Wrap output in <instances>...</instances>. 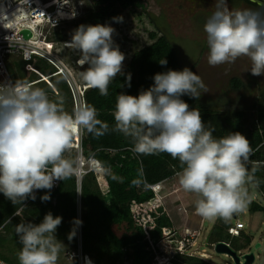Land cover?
Returning a JSON list of instances; mask_svg holds the SVG:
<instances>
[{
    "label": "clouds",
    "instance_id": "1",
    "mask_svg": "<svg viewBox=\"0 0 264 264\" xmlns=\"http://www.w3.org/2000/svg\"><path fill=\"white\" fill-rule=\"evenodd\" d=\"M204 31L210 66L245 56L251 62V74L264 75V8L232 10L227 0H214V11ZM114 32L108 25H80L71 41L64 44L79 53L80 67L88 65L79 73L82 81L101 95L108 94V85L121 74L125 60L114 45ZM159 63L164 66L167 60ZM153 80V86L138 96L117 95L113 131L130 137L137 154L167 153L178 159L182 166L176 174L178 183L185 192L197 196L196 214L206 220L228 222L251 202L248 186H257L255 172L261 162L251 161L249 171L247 164L253 153L249 140L239 132L215 138V129L203 122L199 109L190 110L181 99L187 95L198 100L208 92L199 75L185 67L158 73ZM63 103L62 97L52 100L45 89L28 83L0 84V193L13 205L23 208L28 198L36 199V190L50 191L54 181H64L74 174V162L65 153L78 132L99 137L109 131L108 123L97 118L94 106L82 104L69 113ZM113 179L118 177L113 175ZM50 199V195L41 197L42 202ZM61 222L62 217L54 218L49 212L38 225H15L22 245L19 264H58L65 248L55 237ZM74 235L75 231L69 239Z\"/></svg>",
    "mask_w": 264,
    "mask_h": 264
},
{
    "label": "trees",
    "instance_id": "2",
    "mask_svg": "<svg viewBox=\"0 0 264 264\" xmlns=\"http://www.w3.org/2000/svg\"><path fill=\"white\" fill-rule=\"evenodd\" d=\"M136 2L137 0H99L87 10L86 17L78 21L79 25H106L117 14L128 7L136 5ZM151 35L155 36L153 42L132 55L127 63L128 71L121 75L118 74L108 85L107 95H101L98 89L90 87L85 91L84 103L94 106L97 110V118L109 125V131L99 137L83 131L81 142L85 152L93 153L95 159L100 163L105 175L107 192H101L93 174L83 176L80 185L79 215L73 176L64 181L61 180L54 191L38 190L34 194L36 199L28 198L23 208L19 204L13 205L10 200L0 193V259L4 262L19 264L18 253L22 245L18 242L15 225L19 223L38 225L43 221L44 216L51 212L54 218L57 216L62 217V222L55 232L56 239L62 242L73 254L80 247V257L83 262L123 264L121 260L122 245L125 243L123 241H128V237L126 231H123V234L120 235L117 231L119 229L122 231L123 225L132 223L130 207L146 202L148 207L145 206L146 204L141 205L143 207H141L142 211L146 210L143 214L145 217H152L155 214V209L161 207H150L153 193L148 189V186L169 180L181 171L182 166L179 160L173 159L167 153L137 154L133 151V141L130 137H125L122 133L113 131L115 126L113 112L117 95L123 93L138 96L141 91L148 90L153 86V77L156 74L165 73L169 70L180 71L171 47L165 50L159 49L168 42L163 39V36L156 38L155 33H151ZM163 59L167 60V64L164 66L159 63ZM139 61H141V66H139ZM22 65L24 69V63ZM60 72L62 73V70ZM129 75L131 77L130 81L128 79ZM48 76L49 74L43 76L45 81L49 80ZM26 79L24 83L36 80L31 76ZM232 83L236 87L240 85L238 80H233ZM43 84L45 83H38L35 87ZM62 84L63 89L60 88L57 94L63 99L68 94L67 99L71 106L72 101L67 88H64L63 82ZM87 87L82 86L79 89L84 90ZM45 88L50 91L48 86ZM81 94L78 92V96ZM181 99L189 105L190 110L197 107L194 98L184 95ZM199 111L203 122L215 129L213 133L215 138L226 136L228 133L239 132L249 140L253 150L247 164L249 171L252 168L251 161L261 162V166L255 172L258 184L255 187L250 186L264 199V105H259L256 108L253 113L254 117L250 121L246 119L245 113L240 111L228 114L202 109H199ZM69 113H72V111ZM68 159L73 161L71 153L68 154ZM113 175L118 179H113ZM135 180H141L142 183L137 185L133 183ZM44 195H50L51 199L42 202L41 197ZM248 212L250 214L264 213V207L252 201ZM9 220L11 222L5 223ZM74 220H79L82 223L79 226L74 225ZM159 222L157 220V224ZM163 223L159 224V230L172 226L168 220ZM229 227H231L229 221L224 222L222 219H217L206 236L207 246L212 247L213 244L224 242L235 252L245 249H249V252H251L252 238L242 231L237 237H231L227 233ZM135 230L139 236H144L140 227L135 228ZM159 230H149V236L154 239L159 238ZM73 231H75V235L69 239ZM134 249L140 253L136 246H134ZM181 263L210 264L197 257L180 255L179 253L171 257L170 264ZM262 264H264V251Z\"/></svg>",
    "mask_w": 264,
    "mask_h": 264
},
{
    "label": "rangeland",
    "instance_id": "3",
    "mask_svg": "<svg viewBox=\"0 0 264 264\" xmlns=\"http://www.w3.org/2000/svg\"><path fill=\"white\" fill-rule=\"evenodd\" d=\"M72 1L74 3L82 1L80 3L85 5V13L81 19L86 17L87 10L93 7L96 2V0ZM227 3L232 10L258 8L246 0H227ZM135 4L117 14L106 24L115 29L113 34L114 45L118 46L125 56L121 74L128 71L127 63L132 55L153 42L155 36L151 33H155L156 38L163 36V39L169 41L168 44L165 43L159 47L160 50L169 48V44H175V58L180 71L185 67L189 68L199 75L206 85L208 92L202 93L198 100L195 99L196 108L226 114L240 111L245 113L248 121L254 117L253 113L256 108L259 105H264V75L253 76L250 72L251 62L245 56L237 58L235 62L215 67L210 66L207 62L209 48L204 24L207 20V14L209 17L214 11V0H137ZM119 18L122 20L117 22ZM79 20L62 23L50 31L47 40L70 42L72 34L80 26ZM179 40H190L193 41V44L197 43L198 45L195 44L194 46L201 48L200 52L198 53V50L192 46L180 45ZM65 43H55L49 47L50 49L48 48L52 53L51 55L56 60L58 59L60 70H53L38 59H34L30 64L43 76L49 74V80L37 87L45 89L50 99L55 100L60 97L57 93H59L60 88L63 89L62 82L64 83V88H67L72 102L70 106L67 99L68 94H66L65 99H63V107L67 112H73L75 101H78L77 98L84 100L85 91L89 88L79 89V87L87 86L79 73L86 70L88 65L80 67L77 64V60L80 58L79 53L65 48ZM139 66H141V61H139ZM6 68L14 84L17 81L24 83L26 78L30 76L36 79L32 73L24 71L22 62L16 56H10L6 59ZM233 80H238L240 85L234 86ZM47 84L56 89L52 90ZM47 86L50 91L46 90L45 87ZM78 92L82 94L78 96ZM65 156L68 158L67 153ZM176 174L160 184L157 195L153 194L161 199V207L155 209V214L151 219H147L143 215L146 210L142 211V206L132 205L130 207L132 223L123 225V230L117 231L119 235L126 231L128 237V241H123L125 243L122 245L121 260L123 264H166L167 259L171 260L172 256L178 254L176 249H179L180 255L197 257L210 264H233L229 257L217 255L211 246H207L206 236L217 219L206 220L196 214L194 203L197 196L182 189ZM104 177L103 174L102 177L99 176L96 179L98 188L102 193L106 189ZM248 187L251 202L255 201L264 207L263 197L256 193L250 185ZM251 202L244 212L235 214V219L232 218L229 223L234 226L236 221H239L244 225L242 232L252 238L250 247L255 257L253 264H262L264 213L250 214L248 209ZM77 208L79 209V203ZM164 217L167 218L166 221L171 222L172 226L159 230V224L166 222ZM157 220L160 221L159 224H157ZM136 226L142 229L143 237L136 233ZM155 229H158L160 233L159 238L154 239L149 236V232ZM255 244H259L257 249L254 248ZM134 246L139 249L140 253L136 252ZM239 253L241 255L249 253V249L239 251ZM81 261L80 247L74 254L65 247L60 253L58 264H81Z\"/></svg>",
    "mask_w": 264,
    "mask_h": 264
},
{
    "label": "built area",
    "instance_id": "4",
    "mask_svg": "<svg viewBox=\"0 0 264 264\" xmlns=\"http://www.w3.org/2000/svg\"><path fill=\"white\" fill-rule=\"evenodd\" d=\"M44 1L0 0V8L3 7V11L0 12V84H14L6 68V59L10 56L18 57V59H20L25 65L24 71L32 73L36 77L35 81L28 83L33 86H36L38 83L46 82L43 75L30 64L34 59H38L43 64H47L49 67L53 68V70H57L59 61L57 59L56 63L50 58V54L52 53L49 51L48 46L68 41L47 40L50 31L59 27L62 23H69L81 19L85 13V5L80 3L82 1L74 3L72 0ZM5 13L8 14L4 15ZM10 14L13 16L12 19H7V21H5L4 17H9ZM22 30L29 31L31 36L29 38H24L23 35H21ZM61 64L63 63L61 62ZM65 82H67V80ZM49 87L52 90L56 89L54 86ZM77 100L78 101H75L74 103L75 109L80 105L85 104L82 98H77ZM82 135L83 131L78 132L75 135L72 147L67 152L68 154L71 153L73 155V162L76 168V171L72 176L75 179L77 204L80 199V185L83 176L91 173L96 179H98L99 176L102 177L103 175V169L93 156V153H86L82 148ZM60 181L61 180L54 181V186L50 191L57 189ZM163 182L165 181H162L157 185L148 186V189L154 192L155 188H159L160 184ZM105 185L106 189L103 193H106L108 190L106 183ZM37 191L38 190H36L34 194ZM144 204H146V202ZM141 205L139 204V206ZM243 228L244 225L239 221H236L234 226L227 229V233L231 237H237ZM182 249L183 247L181 250ZM176 251L180 253L179 249H176ZM236 253L239 256L241 255L239 252ZM168 261L170 260L167 259L166 262ZM0 264L8 263L0 259Z\"/></svg>",
    "mask_w": 264,
    "mask_h": 264
},
{
    "label": "water",
    "instance_id": "5",
    "mask_svg": "<svg viewBox=\"0 0 264 264\" xmlns=\"http://www.w3.org/2000/svg\"><path fill=\"white\" fill-rule=\"evenodd\" d=\"M250 3L255 4L256 6L260 8H264V0H248ZM21 35H23L24 38H29L31 36V33L27 30H22ZM235 219V214L232 217ZM259 247V244H255L254 248L257 249ZM213 251L217 255H223L226 257H229L233 264H253L255 257L253 252H249L243 255H237V253L231 249L226 243L219 242L213 245Z\"/></svg>",
    "mask_w": 264,
    "mask_h": 264
},
{
    "label": "bare ground",
    "instance_id": "6",
    "mask_svg": "<svg viewBox=\"0 0 264 264\" xmlns=\"http://www.w3.org/2000/svg\"><path fill=\"white\" fill-rule=\"evenodd\" d=\"M41 1H44V0H41ZM45 2V1H44ZM3 11V7H1L0 8V12H2ZM6 14H8V13H5L4 15H6ZM12 15L10 14L9 15V17H7V19H12ZM52 45H54V44H51L50 46H52ZM50 46H48V48L50 47ZM50 49V48H49ZM50 51V50H49ZM50 58H52L56 63H57V60L50 54ZM159 189L160 188H155V190H154V192L156 193V195H157V193L159 192ZM161 199L158 197V196H156V197H153V199L151 200V202H150V207L151 208H155V207H157V206H161L160 204H161ZM146 207H148L147 206V204L145 205ZM147 219H151L152 217H146Z\"/></svg>",
    "mask_w": 264,
    "mask_h": 264
},
{
    "label": "flooded vegetation",
    "instance_id": "7",
    "mask_svg": "<svg viewBox=\"0 0 264 264\" xmlns=\"http://www.w3.org/2000/svg\"><path fill=\"white\" fill-rule=\"evenodd\" d=\"M207 18H208V14H207ZM164 40H166L167 42H169L167 39H164ZM174 40V39H173ZM176 40H178V39H176ZM179 44L180 45H188V46H192L193 48H195V50H198L197 52L199 53L200 52V50H201V48H196L197 46H194L195 44H197V43H195V44H193V41H190V40H179ZM191 43V44H190ZM198 45V44H197ZM170 47H171V50L173 51V53H174V55H175V51H174V47H175V44L173 45V43L172 44H170Z\"/></svg>",
    "mask_w": 264,
    "mask_h": 264
},
{
    "label": "crops",
    "instance_id": "8",
    "mask_svg": "<svg viewBox=\"0 0 264 264\" xmlns=\"http://www.w3.org/2000/svg\"><path fill=\"white\" fill-rule=\"evenodd\" d=\"M137 80V79H136ZM195 102H196V100H195Z\"/></svg>",
    "mask_w": 264,
    "mask_h": 264
}]
</instances>
